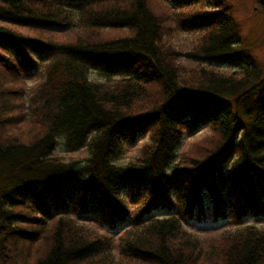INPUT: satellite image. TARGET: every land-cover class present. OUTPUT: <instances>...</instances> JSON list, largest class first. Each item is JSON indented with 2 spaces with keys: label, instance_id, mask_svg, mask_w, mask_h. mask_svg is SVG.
Here are the masks:
<instances>
[{
  "label": "trees",
  "instance_id": "1",
  "mask_svg": "<svg viewBox=\"0 0 264 264\" xmlns=\"http://www.w3.org/2000/svg\"><path fill=\"white\" fill-rule=\"evenodd\" d=\"M177 28L197 33L198 66L179 62ZM239 43L222 0H0V264H264V76ZM202 126L216 135L206 153L178 157ZM60 139L86 147L83 164L53 154ZM90 208L131 225L116 252L67 213ZM208 218L226 224L207 252L206 231L184 224Z\"/></svg>",
  "mask_w": 264,
  "mask_h": 264
},
{
  "label": "rangeland",
  "instance_id": "2",
  "mask_svg": "<svg viewBox=\"0 0 264 264\" xmlns=\"http://www.w3.org/2000/svg\"><path fill=\"white\" fill-rule=\"evenodd\" d=\"M223 6L230 7V14L235 20L238 29H239V36H240V48L243 53V57H245L246 62H253L254 67L257 69L258 78L264 76V0H222ZM61 32H69L68 36L72 37L79 33V25L77 27H71L68 29L61 30ZM197 38V33H191L188 30L181 29L174 30L173 33L170 35L168 41L171 45H173L177 52H179V62L185 66H198L193 60H189L187 58L186 53L191 50V46ZM209 65V63H206ZM215 68H218L221 71L226 73H230L232 71L239 72V77H243L241 75L242 69L238 68L237 65H227V64H220V65H213ZM189 72H186V76ZM238 74V73H237ZM91 79L96 80H103L102 76L92 72L89 75ZM117 78V76H112V78ZM35 79H29V83H32ZM255 79L254 81H256ZM259 95L264 93V88L259 90ZM258 92V91H256ZM257 94L255 97L258 98ZM21 130H17L12 128V133H19L21 136H27L29 133L33 132V128L30 129L29 126L26 127L23 125L19 127ZM136 139L134 142H126L125 151L122 155L117 159L119 163H124L129 159L135 157L140 147L149 141L148 132L144 131L143 133L136 135ZM216 138V135L213 133V130L209 128V126H202L198 128L196 131L191 133H186L181 141L179 148L177 149L178 157L181 154H192L194 153V148H199L204 150L206 153L207 148L211 145ZM63 139L59 141L56 145V148L53 152L54 155H60L63 157V161L69 159H76L81 160L80 164H83L84 161L81 159L86 153V147H82L80 150L76 151H67L62 143ZM203 153V154H204ZM188 155V156H189ZM206 155V154H205ZM65 162V161H64ZM91 209V208H90ZM67 213L78 223L87 224L96 228V230L103 231L109 233L113 237V251L118 250L117 243L119 241V236L124 232L125 229L129 228L131 225H121V224H110L106 222L103 217L97 214V211H93L92 209L86 212H73L70 209ZM174 210H166L160 209L159 211L155 212V215L158 216H167L172 215ZM209 219V218H208ZM204 219V220H194L190 219L186 225L187 229L191 231H206L205 233L209 235L208 238H205V244L203 245V249L205 251H209L211 248L214 249L215 247H221L222 241L220 240L221 232L225 230L224 221L225 219L219 218L216 223L212 221V219ZM245 221L251 222L253 221L252 216H246ZM104 220V221H103ZM264 222V218H263ZM227 230H233V227H227ZM51 231V230H50ZM49 231V232H50ZM46 233L48 230L46 229ZM46 238V237H44ZM43 239V238H42ZM133 262V261H132ZM195 263L201 264L199 257L194 261ZM220 260H214L213 264H219ZM134 263V262H133ZM17 264V263H16ZM19 264H25L22 261ZM27 264V263H26ZM143 264V263H140ZM150 264V263H147Z\"/></svg>",
  "mask_w": 264,
  "mask_h": 264
},
{
  "label": "bare ground",
  "instance_id": "3",
  "mask_svg": "<svg viewBox=\"0 0 264 264\" xmlns=\"http://www.w3.org/2000/svg\"><path fill=\"white\" fill-rule=\"evenodd\" d=\"M81 159H84V158L82 157ZM62 160H63V157H62ZM69 160H70V159H69ZM69 160H65V159H64L65 162H68ZM75 160H76V159H75ZM80 161H81V160L79 159V161H78V165L80 164ZM83 161H84V160H83ZM246 216H247V215H246ZM246 216H245V217H246ZM248 216H249V215H248ZM245 217H243V222L246 223L247 221H245V219H244ZM252 217L254 218V216H252ZM263 218H264V217H262L261 220H259V223H262V222H263ZM254 219H255V218H254ZM254 219H253V221H251V222H247V223H253V222L255 221ZM235 223H236V225H235V229H236L237 227H239V223H238V221L235 222ZM225 224H226V222L224 221V225H225ZM259 225H264V224H259ZM140 263H141L140 260L134 262V264H140Z\"/></svg>",
  "mask_w": 264,
  "mask_h": 264
}]
</instances>
